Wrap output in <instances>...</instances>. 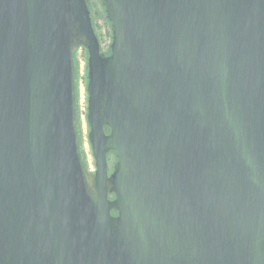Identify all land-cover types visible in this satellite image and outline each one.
I'll list each match as a JSON object with an SVG mask.
<instances>
[{
	"label": "water",
	"instance_id": "95a60500",
	"mask_svg": "<svg viewBox=\"0 0 264 264\" xmlns=\"http://www.w3.org/2000/svg\"><path fill=\"white\" fill-rule=\"evenodd\" d=\"M100 1L0 0V264H264V0Z\"/></svg>",
	"mask_w": 264,
	"mask_h": 264
},
{
	"label": "rangeland",
	"instance_id": "374dc122",
	"mask_svg": "<svg viewBox=\"0 0 264 264\" xmlns=\"http://www.w3.org/2000/svg\"><path fill=\"white\" fill-rule=\"evenodd\" d=\"M91 3V10H92V16L94 19V27L97 31L99 40L102 44L103 50L108 51L109 45L111 44V27L106 19V15L104 12V9L102 7L100 0H90ZM87 51L84 48H81L78 53L76 54V62L77 58L80 59L82 62V66H78V72L80 74V80L82 83L83 90L86 91L82 94L86 97V103H84V96L83 97V103L80 105V116L79 117V129H80V135H81V145H82V152L84 155L85 163L88 168V170L91 173H94L96 171L95 166V159L93 156L92 147L89 142V124L87 122V102H88V94H87ZM78 82V80H77ZM109 170L110 172L113 170L115 166V157L114 155H110L109 159Z\"/></svg>",
	"mask_w": 264,
	"mask_h": 264
},
{
	"label": "bare ground",
	"instance_id": "6f19581e",
	"mask_svg": "<svg viewBox=\"0 0 264 264\" xmlns=\"http://www.w3.org/2000/svg\"><path fill=\"white\" fill-rule=\"evenodd\" d=\"M77 61H78V63H77V80H78V82H77V94H78V116H80V105H82V103H83V97L82 96H84V94H82V93H84L86 90L84 89L83 90V87H82V83H81V80H80V74H79V72H78V66H79V68L80 67H83L82 66V62L80 61V59L79 58H77ZM86 62H87V57H86ZM87 64V63H86ZM84 91V92H83ZM85 96H84V103H86V100H85ZM83 103V104H84Z\"/></svg>",
	"mask_w": 264,
	"mask_h": 264
},
{
	"label": "built area",
	"instance_id": "2783aa9c",
	"mask_svg": "<svg viewBox=\"0 0 264 264\" xmlns=\"http://www.w3.org/2000/svg\"><path fill=\"white\" fill-rule=\"evenodd\" d=\"M78 53V52H77ZM77 99H78V94H77Z\"/></svg>",
	"mask_w": 264,
	"mask_h": 264
},
{
	"label": "trees",
	"instance_id": "16d2710c",
	"mask_svg": "<svg viewBox=\"0 0 264 264\" xmlns=\"http://www.w3.org/2000/svg\"><path fill=\"white\" fill-rule=\"evenodd\" d=\"M110 157V156H109Z\"/></svg>",
	"mask_w": 264,
	"mask_h": 264
}]
</instances>
